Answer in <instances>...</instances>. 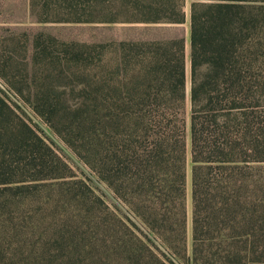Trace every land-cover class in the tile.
I'll use <instances>...</instances> for the list:
<instances>
[{"label": "trees", "instance_id": "obj_1", "mask_svg": "<svg viewBox=\"0 0 264 264\" xmlns=\"http://www.w3.org/2000/svg\"><path fill=\"white\" fill-rule=\"evenodd\" d=\"M181 3L156 1L149 9L152 16L142 20L181 24ZM263 10L264 0H191L188 139L180 37L135 43L142 60V76L137 77L142 80L129 85L123 78L107 76L96 87H85L84 101L69 110L60 107L57 93L42 87L26 93L13 82L9 85L96 179L176 252L186 234L183 186L189 156L192 264H240L264 250V237L256 227L259 197L254 194L263 186V176L238 166L241 158H264V116L254 112L264 107V64L255 50ZM124 45L120 43V51ZM120 63L126 64L123 57ZM5 97L0 90V139L4 110L10 108ZM26 131L31 135L14 141L18 148L10 158L19 165L26 153L33 180L70 174L74 180L66 185L67 196L77 211H85L84 218L99 223L98 205L104 202L93 196L92 182L75 177L31 127ZM8 167L0 155V183L6 182ZM241 218L249 226L245 245L236 235Z\"/></svg>", "mask_w": 264, "mask_h": 264}, {"label": "rangeland", "instance_id": "obj_2", "mask_svg": "<svg viewBox=\"0 0 264 264\" xmlns=\"http://www.w3.org/2000/svg\"><path fill=\"white\" fill-rule=\"evenodd\" d=\"M156 1L160 0H0V90L10 106L4 110V134L0 139V155L9 164L7 180L0 183V264H192L189 156L183 186L186 234L184 246L180 245L176 252L168 249L119 197L96 179L50 124L19 99L9 85L13 82L26 93L40 87L50 94L57 93L62 97L60 107L69 110L84 101L85 87L90 83L96 87L107 76L123 78L129 85L142 80L137 77L142 76V60L136 54L135 43L180 37L184 47L183 115L188 139L191 0H182L185 21L181 24L142 20L152 16L149 9ZM171 2L178 5L180 0ZM261 15L264 19V10ZM255 39L256 56L264 64V20ZM120 43L125 44L124 51H120ZM122 57L126 64L120 63ZM261 108L254 112L262 117L264 107ZM27 125L75 177L92 182L93 196L104 202L98 205L102 213L99 223L84 218L85 211H77L67 196L66 185L74 180L70 174L33 180L26 153L19 165L10 158L9 154L18 148L13 147L14 141L31 135L26 131ZM249 157L251 160L247 158L246 162L239 159L238 166L264 177V158L252 161ZM262 180L259 184L263 186L254 190L259 197L255 215L260 237H264ZM242 194H246L245 189ZM241 206L245 212L246 204ZM240 221L236 235L245 245L249 226L242 218ZM261 250L251 258H242L240 264H264Z\"/></svg>", "mask_w": 264, "mask_h": 264}]
</instances>
